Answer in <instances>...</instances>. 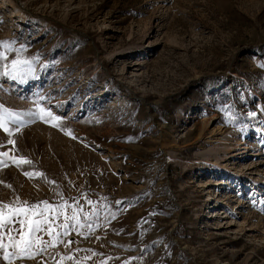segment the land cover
Returning a JSON list of instances; mask_svg holds the SVG:
<instances>
[{
  "label": "rangeland",
  "instance_id": "obj_1",
  "mask_svg": "<svg viewBox=\"0 0 264 264\" xmlns=\"http://www.w3.org/2000/svg\"><path fill=\"white\" fill-rule=\"evenodd\" d=\"M0 42V207L49 206L0 264H264V0H0Z\"/></svg>",
  "mask_w": 264,
  "mask_h": 264
},
{
  "label": "snow or ice",
  "instance_id": "obj_2",
  "mask_svg": "<svg viewBox=\"0 0 264 264\" xmlns=\"http://www.w3.org/2000/svg\"><path fill=\"white\" fill-rule=\"evenodd\" d=\"M0 46H8V42H0ZM9 50H15L17 52L20 51L18 49H11L10 47ZM6 58L7 57L3 53H0V59H6ZM25 65H27V67H25ZM32 71L33 70L31 68V61L21 60L18 56L17 59L11 61V71L5 72L4 74L11 76L13 79H16L18 76H21L23 74H31ZM5 111L7 112L6 109ZM40 111L44 112L43 109H41ZM8 114L9 116L14 115L13 113H8ZM45 116L50 117L53 120L60 119L59 117H52L50 112L46 113ZM45 116H41L40 118L45 119ZM18 119L19 117H17V120ZM0 128H3L5 132L9 131V129L5 126L3 117H0ZM10 142L15 143L14 141H10ZM4 155L7 156L8 153H4ZM22 162L29 163V161H22ZM43 204L45 205V208L43 210H40L38 205H33L30 208H22V207L14 208V207H10L9 205H3V207H0V227L12 221L14 217H18V216L24 217V219L21 220L20 223L26 226L27 232L22 234L21 240L15 242L14 246L19 249L21 255H28L29 258H31L32 255L29 250L36 242L32 234L41 231V225L49 223L47 216H45V213L49 209L48 202L44 201ZM5 209H7V212H5ZM37 215L41 216L42 219H33V217ZM73 219H75V217H73ZM0 247H3V245H0ZM10 255H15V253H12ZM7 258L8 256H5V259Z\"/></svg>",
  "mask_w": 264,
  "mask_h": 264
},
{
  "label": "bare ground",
  "instance_id": "obj_3",
  "mask_svg": "<svg viewBox=\"0 0 264 264\" xmlns=\"http://www.w3.org/2000/svg\"><path fill=\"white\" fill-rule=\"evenodd\" d=\"M239 145H242V144H239ZM244 149V150H243ZM241 151L240 152H238V154H243V153H246V150H245V148H242V149H240ZM235 156V155H234ZM250 156H252V155H250ZM216 184V183H215Z\"/></svg>",
  "mask_w": 264,
  "mask_h": 264
}]
</instances>
